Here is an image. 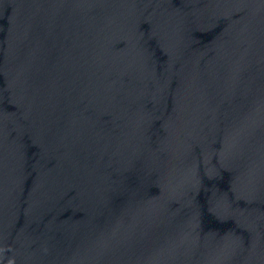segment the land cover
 <instances>
[{"label":"water","instance_id":"95a60500","mask_svg":"<svg viewBox=\"0 0 264 264\" xmlns=\"http://www.w3.org/2000/svg\"><path fill=\"white\" fill-rule=\"evenodd\" d=\"M0 264H264V0H0Z\"/></svg>","mask_w":264,"mask_h":264}]
</instances>
